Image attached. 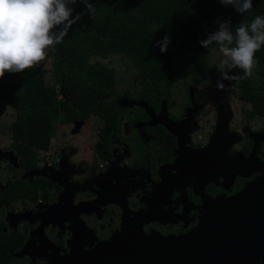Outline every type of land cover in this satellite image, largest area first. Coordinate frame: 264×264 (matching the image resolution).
Instances as JSON below:
<instances>
[{
	"label": "flooded vegetation",
	"instance_id": "obj_1",
	"mask_svg": "<svg viewBox=\"0 0 264 264\" xmlns=\"http://www.w3.org/2000/svg\"><path fill=\"white\" fill-rule=\"evenodd\" d=\"M192 65L188 79L162 81L161 94L131 80L139 89L113 97V126L96 113L57 117L66 126L53 123L33 166L3 148L16 161L0 160V264H70L75 251L132 233L187 235L218 201L254 183L264 196V109L241 95L249 108L232 119L217 68ZM35 169L43 173L24 176Z\"/></svg>",
	"mask_w": 264,
	"mask_h": 264
},
{
	"label": "trees",
	"instance_id": "obj_2",
	"mask_svg": "<svg viewBox=\"0 0 264 264\" xmlns=\"http://www.w3.org/2000/svg\"><path fill=\"white\" fill-rule=\"evenodd\" d=\"M96 12L85 13L81 0L72 5V24L63 41L50 52L56 87L46 83V70L39 64L23 72H6L0 78V102L16 108L12 123V147L26 167L36 163L35 149H47L53 119L64 122L101 115L113 126L118 113L116 71L93 58L125 54L136 69V79L148 81L145 89H159L162 81L175 79L174 57L183 50L196 51V64L205 61L201 41L218 30L219 22L230 21L232 30L257 15L264 16V0H253L250 13L241 14L220 0H89ZM158 29V30H157ZM171 37L166 52L157 41ZM210 48H218L216 44ZM253 73L238 81L241 95L252 100L256 110L264 109V45L253 57ZM237 73L242 74L240 69ZM214 75H219L215 70Z\"/></svg>",
	"mask_w": 264,
	"mask_h": 264
},
{
	"label": "water",
	"instance_id": "obj_3",
	"mask_svg": "<svg viewBox=\"0 0 264 264\" xmlns=\"http://www.w3.org/2000/svg\"><path fill=\"white\" fill-rule=\"evenodd\" d=\"M15 163L12 150L0 160ZM32 170L25 177L42 174ZM254 183L237 196L218 201L190 234L156 238L131 234L92 249L75 251L70 264H264V203Z\"/></svg>",
	"mask_w": 264,
	"mask_h": 264
},
{
	"label": "clouds",
	"instance_id": "obj_4",
	"mask_svg": "<svg viewBox=\"0 0 264 264\" xmlns=\"http://www.w3.org/2000/svg\"><path fill=\"white\" fill-rule=\"evenodd\" d=\"M85 13L94 16L96 8L89 0H81ZM237 12L250 13L253 0H220ZM77 0H0V78L6 72H23L45 60L48 52L56 50L68 30L81 14L72 16V5ZM158 30V29H157ZM171 37L157 41L161 52H166ZM210 48L216 44L222 59L216 66L220 73L216 86L224 90V81H239L253 73V57L264 45V16L257 15L251 23H241L232 30L230 21L219 22L217 31L202 40ZM240 69L243 76L232 72Z\"/></svg>",
	"mask_w": 264,
	"mask_h": 264
},
{
	"label": "rangeland",
	"instance_id": "obj_5",
	"mask_svg": "<svg viewBox=\"0 0 264 264\" xmlns=\"http://www.w3.org/2000/svg\"><path fill=\"white\" fill-rule=\"evenodd\" d=\"M196 51L191 48L183 50L178 53L175 57V79L182 80L188 79L187 70L191 68L193 63L196 62ZM222 54L218 51V48H206L205 49V61L204 69L211 70L216 69L220 60L222 59ZM93 61H100L105 65L113 67L116 71L117 77V89L118 91L139 89V87L130 86L131 80L136 79V69L131 62V60L125 54H112L106 58L96 57ZM39 65L46 70L45 80L46 83L53 87H56L59 92L60 88L56 86L53 79V67L50 52L46 55L45 60L41 61ZM238 69V68H237ZM232 70L236 74V70ZM243 76L242 74H237ZM226 83V88L224 90H219L216 95L220 96V105L224 106V109L232 111V119L239 121L242 117V111L249 108L248 102L241 96V91L238 86H236L233 81H224ZM246 102V103H245ZM16 118V108L7 102H0V149L8 147L13 143L12 137V123ZM54 127L66 126V124L61 125L60 120L57 118L53 119ZM57 133V131H56ZM54 140L57 141L56 136L53 134ZM4 168V167H3ZM5 169V168H4ZM4 173H9L5 170Z\"/></svg>",
	"mask_w": 264,
	"mask_h": 264
}]
</instances>
